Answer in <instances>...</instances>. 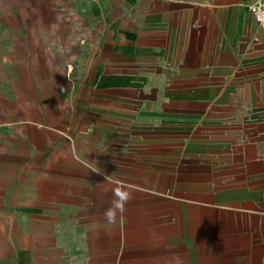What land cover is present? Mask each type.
<instances>
[{
    "label": "crops",
    "instance_id": "obj_1",
    "mask_svg": "<svg viewBox=\"0 0 264 264\" xmlns=\"http://www.w3.org/2000/svg\"><path fill=\"white\" fill-rule=\"evenodd\" d=\"M34 1L0 15V264H264L253 0Z\"/></svg>",
    "mask_w": 264,
    "mask_h": 264
},
{
    "label": "rangeland",
    "instance_id": "obj_2",
    "mask_svg": "<svg viewBox=\"0 0 264 264\" xmlns=\"http://www.w3.org/2000/svg\"><path fill=\"white\" fill-rule=\"evenodd\" d=\"M49 1V0H48ZM24 2V3H23ZM23 4H25L27 7L28 6H32L30 8V11H32V8L34 6H37V3H35L34 0L26 3L25 0H0V15L5 16L6 18H9V23L11 26H13L16 29H22L24 27V23H25V11H26V7H23ZM29 11V7H28V12ZM48 17V16H46ZM48 24H44L43 27L44 28H48ZM26 27H28V25H26ZM17 54H21L20 50H16ZM21 88L23 90L25 84L22 86V83H20ZM47 92H51L52 89H46ZM58 94H61L62 96H68L71 94V91L67 88H65L64 85H61L58 88ZM74 94V93H73ZM9 107H12L14 105L10 104L8 105ZM56 110H54L53 112H56V116L62 118L63 117V113H64V104H57L56 105ZM96 122V121H93ZM69 134V133H67ZM108 132H102V139L107 140L108 138ZM69 137L71 136H67V140L66 137L64 135H62L61 137L58 136V143H64V142H71ZM77 143H82L81 139L76 141ZM3 217H0V257L7 254L6 253V245L7 243H9V241L14 238L13 236V232L12 230H10V227H8L7 223L2 220ZM6 244V245H5ZM5 245V246H4ZM3 247V248H1Z\"/></svg>",
    "mask_w": 264,
    "mask_h": 264
},
{
    "label": "clouds",
    "instance_id": "obj_3",
    "mask_svg": "<svg viewBox=\"0 0 264 264\" xmlns=\"http://www.w3.org/2000/svg\"><path fill=\"white\" fill-rule=\"evenodd\" d=\"M113 196L111 206L104 213L105 219L110 224H114L118 214L124 211V205L131 199V193L126 190L115 189Z\"/></svg>",
    "mask_w": 264,
    "mask_h": 264
},
{
    "label": "built area",
    "instance_id": "obj_4",
    "mask_svg": "<svg viewBox=\"0 0 264 264\" xmlns=\"http://www.w3.org/2000/svg\"><path fill=\"white\" fill-rule=\"evenodd\" d=\"M91 1H101V0H91ZM249 11L252 15L254 21L256 22L261 33L264 34V0H253L249 4ZM68 71L71 72L72 68L69 67Z\"/></svg>",
    "mask_w": 264,
    "mask_h": 264
}]
</instances>
